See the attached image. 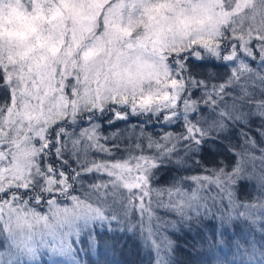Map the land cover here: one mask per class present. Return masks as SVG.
<instances>
[{
  "label": "snow or ice",
  "instance_id": "1",
  "mask_svg": "<svg viewBox=\"0 0 264 264\" xmlns=\"http://www.w3.org/2000/svg\"><path fill=\"white\" fill-rule=\"evenodd\" d=\"M24 7L0 31V264H120L129 241L176 264L184 230L188 264H264V0ZM216 144L235 159H197Z\"/></svg>",
  "mask_w": 264,
  "mask_h": 264
},
{
  "label": "trees",
  "instance_id": "2",
  "mask_svg": "<svg viewBox=\"0 0 264 264\" xmlns=\"http://www.w3.org/2000/svg\"><path fill=\"white\" fill-rule=\"evenodd\" d=\"M110 69H114L110 66ZM96 72L99 74L105 73L104 67H96ZM108 78L103 75L101 79ZM131 122V121H130ZM117 127H123L122 124H117ZM108 131V129H105ZM231 139L233 142H236V135L233 133L231 135ZM227 143V141H225ZM223 155L225 159L229 162L234 160L235 158L231 156L230 153L227 152L224 144H216L213 148H209L201 154V157H197V159H203L207 163L215 162L217 155ZM195 236V232L187 233L186 230L179 231L175 235H173L172 239L176 242L177 249L175 252L176 264H188V248L191 243H193V237ZM108 259L120 262V264H141V255L137 254L135 246L132 245L131 241H129V246L126 248L124 254H121L119 251L113 255L111 252L108 254ZM144 264H146V258H144Z\"/></svg>",
  "mask_w": 264,
  "mask_h": 264
},
{
  "label": "rangeland",
  "instance_id": "3",
  "mask_svg": "<svg viewBox=\"0 0 264 264\" xmlns=\"http://www.w3.org/2000/svg\"><path fill=\"white\" fill-rule=\"evenodd\" d=\"M29 26L26 16V9L24 7V0H0V31L7 32L12 35L22 34ZM103 58V54H101ZM112 63L103 65L105 73L99 74L112 79L115 72L119 69H110ZM123 66H121L122 68ZM94 74V73H93Z\"/></svg>",
  "mask_w": 264,
  "mask_h": 264
}]
</instances>
